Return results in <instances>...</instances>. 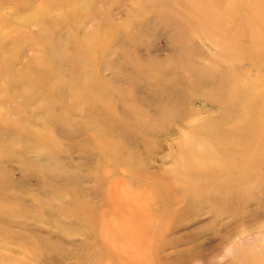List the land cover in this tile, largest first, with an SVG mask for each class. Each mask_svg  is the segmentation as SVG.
<instances>
[{"label":"rangeland","instance_id":"374dc122","mask_svg":"<svg viewBox=\"0 0 264 264\" xmlns=\"http://www.w3.org/2000/svg\"><path fill=\"white\" fill-rule=\"evenodd\" d=\"M114 182L145 264H264V0H0V264H97Z\"/></svg>","mask_w":264,"mask_h":264},{"label":"bare ground","instance_id":"6f19581e","mask_svg":"<svg viewBox=\"0 0 264 264\" xmlns=\"http://www.w3.org/2000/svg\"><path fill=\"white\" fill-rule=\"evenodd\" d=\"M219 151H221V150H219ZM145 152V151H144ZM217 153H218V151H217ZM174 154V153H173ZM219 154V153H218ZM167 155V154H166ZM168 155H170V153L168 154ZM167 155V156H168ZM222 156V155H221ZM169 157V156H168ZM168 157H166L167 159H169ZM172 158H174V156H171ZM171 158V159H172ZM181 158V157H180ZM188 158V157H187ZM163 159V158H162ZM178 159V158H177ZM220 159V158H219ZM174 162H177V161H174ZM182 162H184V160L182 161ZM179 163V162H178ZM178 163H176V164H178ZM173 164V163H172ZM175 164V165H176ZM109 165V164H108ZM171 166H174V165H171ZM170 166V167H171ZM110 167V166H109ZM140 167V166H139ZM182 166H180V165H178V168L176 169L177 170V172H179L180 174H182V175H187V176H191V175H193L195 172L193 171V173H191L190 171L191 170H184L183 171V168H181ZM141 168H143V166H141ZM140 168V170L142 171V169ZM219 168V167H218ZM138 169V168H137ZM136 169V170H137ZM163 169V168H162ZM221 169V168H220ZM143 170H144V168H143ZM161 170V169H160ZM159 170V171H160ZM172 170V169H171ZM170 170V171H171ZM113 171V170H112ZM146 171V170H145ZM145 171H143V172H145ZM183 171V172H182ZM218 171V170H217ZM104 172H106V171H104ZM132 172H133V170H132ZM131 171H130V173H132ZM136 172V174H137V171H135ZM143 172H142V174L138 171V173H140L141 174V176L143 175H145L146 177H147V175L144 173L143 174ZM149 172V171H148ZM148 172H146V173H148ZM156 172V171H155ZM162 172V171H161ZM103 173V172H102ZM101 173V174H102ZM163 173V172H162ZM198 173V172H197ZM201 172H199L198 174H196V175H199ZM100 174V175H101ZM103 174H105V173H103ZM106 174H108V173H106ZM132 174H134V173H132ZM136 174H135V176H136ZM152 174H154V172L152 173ZM159 174H161L160 172H159ZM170 174H172L171 172H170ZM205 175H207V173H204ZM214 174V173H213ZM123 175H125L124 173H123ZM129 175V174H128ZM151 175V174H150ZM154 175H158V174H154ZM109 176V175H108ZM134 176V177H135ZM138 176H140V175H137V177L136 178H139ZM149 176V175H148ZM160 176V178H161V175H159ZM167 176V175H166ZM165 176V177H166ZM172 176H173V174H172ZM177 176V175H176ZM202 173H201V178H202ZM212 176V175H211ZM218 176V175H217ZM119 177V176H118ZM121 177V176H120ZM131 177H133V175L131 176ZM130 177V178H131ZM154 177V176H153ZM153 177H151V178H153ZM156 177V176H155ZM170 177V176H169ZM169 177H168V179H169ZM198 177V176H197ZM112 178H114V177H112ZM116 178V177H115ZM122 178V177H121ZM120 178V179H121ZM160 178H156V179H158V180H160ZM167 178V177H166ZM193 178V177H192ZM199 178V177H198ZM211 178H213V177H211ZM219 178V181H220V177H218ZM99 179H100V177H99ZM107 179V178H106ZM132 179V178H131ZM134 179V178H133ZM148 179V178H147ZM179 179V178H178ZM177 179V180H178ZM188 179V178H187ZM203 179V178H202ZM207 178H205L204 180H206ZM216 179H217V177H216ZM173 180H176V179H174V177H173ZM180 180V179H179ZM186 180V179H185ZM212 180V179H211ZM110 181V180H109ZM146 181V183L148 182L147 180H145ZM164 181H166V180H164ZM184 181V180H183ZM187 181V180H186ZM190 181L191 180H189V182L188 183H190ZM199 182L200 181H202L201 179L200 180H198ZM216 181H218V180H216ZM218 181V182H219ZM106 182V181H105ZM111 182V181H110ZM144 182V181H143ZM150 183H151V181H149ZM161 182V181H160ZM170 182H171V180H170ZM185 182V181H184ZM204 181H202L201 182V185H202V183H203ZM206 182V181H205ZM108 183V182H107ZM169 183V182H168ZM176 183V182H175ZM179 183H181L180 181H179ZM206 183H208V181L206 182ZM155 184V183H154ZM163 184V183H162ZM219 184V183H218ZM151 185H153V184H151ZM157 185V184H156ZM166 185H167V183L164 185L165 187H166ZM184 185V184H183ZM108 186V185H107ZM153 186H155V185H153ZM187 186H190V185H186V188L187 189H189V187H187ZM199 186H200V184H199ZM148 187H149V185H148ZM161 187V186H160ZM160 187H158V190H159V188ZM171 187L172 186H170L169 187V184H168V189L169 190H172L171 189ZM174 187V186H173ZM175 187H177V186H175ZM184 187V186H183ZM164 188V187H163ZM191 188V187H190ZM201 188V187H200ZM199 188V189H200ZM168 189H167V191H168ZM184 189V188H183ZM217 189V188H216ZM178 190V189H177ZM218 190H220V187H219V189ZM164 192L166 191V189H164L163 190ZM166 191V192H167ZM174 191V190H173ZM185 191H187V190H185ZM184 191V192H185ZM163 192V193H164ZM170 192H172V191H170ZM169 192V193H170ZM217 192V191H216ZM168 192H167V194H169ZM102 194H104V193H102ZM160 194V193H159ZM162 194V193H161ZM178 194V193H177ZM189 194V193H188ZM163 195V194H162ZM165 196H166V193L164 194ZM172 195H173V192H172ZM171 195V196H172ZM187 195V194H186ZM164 196V197H165ZM167 196H169V195H167ZM167 196H166V198H167ZM179 196H181V195H179ZM184 195L182 194V197H183ZM135 196H133V194L131 193H129L128 192V187H127V185L126 184H121V182H114V183H111L110 184V186H109V188L106 190V192H105V194H104V204L103 205H105L106 207H108L106 204H110L111 205V208H112V206L113 205H115V206H117V205H119L120 203L121 204H123L124 203V201H125V199H128V200H135V201H137L138 202V204H139V206L138 207H136V208H134L133 207V205H130V204H132L133 202H129L128 201V204L127 203H125L124 204V206H126V207H128V208H130V209H135L136 210V213H138V215H140L142 218H143V220L142 219H136V218H134V217H129V218H124L123 216L121 217V215H122V213L120 212H118V211H120L121 210V208L119 207L118 208V210L115 212V213H117V215H118V217H116L115 218V223H114V221H112L109 217H108V212L110 213L111 212V210L110 211H106L105 210V208H104V206H102V204H100V207H99V209H97L96 208V206L95 205H93V204H91V203H82V204H79L77 207H75V208H77L80 212H83V213H85V214H87V215H89V216H87L88 218H89V221H90V219H92V222H89V223H93V225H94V227H97V229H98V235H99V237H100V239H101V241H102V246L101 247H98L97 245V247L98 248H96V250L97 251H95L94 252V256H96L95 257V259H97L98 260V263L97 264H145L146 263V259H148V258H143V250L145 249V247H147L148 246V244H149V238H150V236L148 235V232L150 231L149 230V227H151V226H149L148 227V224H152L153 225V227H154V218L150 215V213H148L147 211H148V203L145 201V202H143L142 203V201L140 200V199H138V200H136V198H138V197H136V198H134ZM182 197H180V198H182ZM186 197V196H185ZM169 198V197H168ZM177 198H178V195H177V197H176V201L178 202V200H177ZM184 198V197H183ZM182 198V199H183ZM202 198V197H201ZM206 198V197H205ZM179 199V198H178ZM182 199H180V200H182ZM175 200V199H174ZM179 200V201H180ZM207 201H208V199H206ZM170 201H171V197H170ZM170 201H168L167 200V202L169 203ZM183 201H184V199H183ZM215 201V200H214ZM101 203V202H100ZM164 203H165V201H164ZM167 203V204H168ZM113 204V205H112ZM214 204H215V202H214ZM96 205H98V204H96ZM183 204H181V206H182ZM193 202H192V200H188L187 202H186V209H188V211H190L191 209H192V207H193ZM216 205V204H215ZM99 206V205H98ZM119 206H121V207H123L122 205H119ZM161 206H164V205H161ZM110 207V206H109ZM165 207V206H164ZM168 207H170V206H168ZM74 208V209H75ZM116 208V207H115ZM158 208V207H157ZM149 209H150V207H149ZM113 212V213H114ZM130 212H132L131 210H130ZM114 213V214H115ZM85 216V215H84ZM112 216V215H111ZM155 218H157L156 216H155ZM113 219V218H112ZM157 220V219H156ZM155 220V221H156ZM89 223H88V225H89ZM113 223V225L115 224L116 226L115 227H113V226H111V224ZM156 224V223H155ZM89 226H91V225H89ZM155 228V227H154ZM93 230V229H92ZM149 230V231H148ZM94 233V232H93ZM154 233V232H153ZM155 234V233H154ZM155 237V236H154ZM95 238H98V237H96L95 236ZM94 238V239H95ZM99 239V238H98ZM97 241V240H96ZM95 241V242H96ZM88 242V241H87ZM152 243H153V241H152ZM101 244V243H100ZM92 245V244H91ZM95 245V244H94ZM153 245V244H152ZM86 246V245H85ZM148 248V247H147ZM94 250V249H93ZM151 252V251H150ZM152 253V252H151ZM93 255V254H92ZM92 255H90L89 256V258L92 256ZM86 256V255H85ZM151 256V255H150ZM93 259V258H92ZM91 259V260H92ZM78 260V259H77ZM94 260V259H93ZM92 260V261H93ZM153 260V259H152ZM83 261V260H82ZM92 261H90V262H92ZM151 261V260H150ZM154 261V260H153ZM87 262V261H86ZM90 262H88V263H90ZM82 263V262H81ZM85 263V262H84ZM92 264V263H91ZM152 264V263H151Z\"/></svg>","mask_w":264,"mask_h":264}]
</instances>
